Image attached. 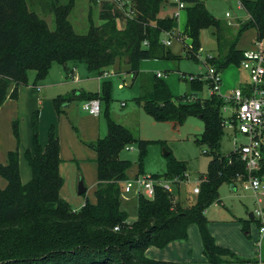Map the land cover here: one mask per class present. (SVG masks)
<instances>
[{"label": "trees", "instance_id": "obj_1", "mask_svg": "<svg viewBox=\"0 0 264 264\" xmlns=\"http://www.w3.org/2000/svg\"><path fill=\"white\" fill-rule=\"evenodd\" d=\"M42 1L44 12L55 17V30L37 12L30 11L27 0H0V108L8 97L17 100L18 87L26 84L27 70L34 69L40 78L45 77L54 61L66 68L70 62L85 64L89 71L101 77L116 67L127 68L133 80L140 76L147 79L137 103L156 121L182 125L189 116H198L205 122L200 141L209 145L212 159L207 173L201 177L200 194L193 205L185 208L173 194L156 187L154 200L139 195L138 218L132 222L122 208L124 184L132 163L122 160L120 152L127 144L136 142L142 168L149 142L135 139L128 129L107 116L106 136L91 146L97 154V203H87L76 211L61 197L65 179L61 174V146L54 126L48 144L42 146L39 116L35 114L33 145L26 152L31 180L22 184L18 151H10L7 163H0V176L7 181L6 188L0 190V264H182L150 259L146 251L188 240L192 225L199 228L208 264H223L229 259L251 262L217 245L205 215L209 206L218 201V190L224 183L236 185L237 175H246L236 150L227 157L219 154L224 122L221 108L225 102L212 94L210 100L193 96V101L186 103V96L175 98L156 74L144 75L139 70L144 60L176 58L163 44L164 35L178 28L177 19L160 16L164 0H133L134 15L127 17L125 29L108 18L99 26L92 24L84 35L76 33L69 21L74 0ZM182 1L187 5L183 35L191 42L184 43L183 48L187 58L198 61L201 31L214 26L219 32L221 24L202 0ZM240 2L249 15L240 32L254 28L258 39L264 40V0ZM242 59L243 51L233 42L224 56L208 61L222 73L230 66L240 67ZM67 74L71 76L68 68ZM192 83L194 88L201 87L197 79ZM12 84L17 88L9 96ZM103 92L104 99L109 101V83L103 84ZM93 99L102 100L99 94L75 90L66 98L54 99V106L61 114L74 101ZM14 127L19 137L16 123ZM167 161L166 173L153 178L184 180L186 163L170 153ZM261 174H264V158ZM248 230L245 222L243 231L247 234Z\"/></svg>", "mask_w": 264, "mask_h": 264}, {"label": "rangeland", "instance_id": "obj_2", "mask_svg": "<svg viewBox=\"0 0 264 264\" xmlns=\"http://www.w3.org/2000/svg\"><path fill=\"white\" fill-rule=\"evenodd\" d=\"M30 11L37 12L44 18L50 29L55 30L56 23L53 14L44 12L42 0H27ZM133 0H118V2H96L94 0H74V7L69 16L74 30L78 34H87L91 25L99 26L103 20L112 18L120 29L127 27V17L134 15ZM207 10L221 24L217 28L207 27L200 33L199 55L202 61L187 58L184 46L179 42H173L168 47L176 56L174 60L158 59L142 61L139 65L141 74L154 76L161 72L167 74V78L161 79L175 98L184 97V102L191 103L195 96L201 100L212 99L210 84L206 80L210 58H219L226 54L230 45L236 43L241 51L255 50L261 40L258 39L254 28L240 32V27L248 19L247 11L241 7L240 0H202ZM177 0H164L160 16L174 17L178 11ZM124 4V5H123ZM229 13L230 17L226 14ZM130 16V17H131ZM185 20L184 11L177 20L179 29ZM185 31V28H184ZM166 35V34H165ZM164 40V39H163ZM171 40V39H169ZM173 40V39H172ZM264 47V40L261 41ZM186 43L190 44L189 40ZM75 70L78 82L68 76L67 68ZM65 65L54 61L45 77H39L38 72L29 69L26 72V84L18 87L17 101L10 100L0 111V163L6 164L10 151H18L20 161V175L22 184H27L32 173L26 158V152L33 145V118L38 114L39 140L42 146H46L49 140V132L54 126L55 133L61 146V174L65 179V185L61 191V197L68 202L73 210H81L87 203L95 205L97 185V159L92 145L106 136L108 132L107 116L116 124L128 129L132 136L138 140L149 142L146 155L140 167V154L136 142L127 144L120 152V158L132 163L127 172V181L136 183L138 179H153L154 176H163L167 171V156L169 152L173 158L185 162L189 181H182L175 186L172 193L187 208L196 202L197 196L193 194L200 178L205 176L208 164L212 159L211 150L206 142L200 138L205 133V122L198 116H189L182 125L174 122L156 121L144 108L137 103L142 93V85L146 78L142 76L132 79V73L127 68L119 70L117 67L111 73L101 77L97 72H91L82 63H68ZM222 93L239 87L248 81L246 71L238 66H230L222 72ZM102 78V80H101ZM199 79L201 87H193V79ZM102 81V84H101ZM110 84V99H104L103 84ZM102 85V86H101ZM101 86V87H100ZM17 88L12 84L9 96ZM75 90L83 91L102 98L103 112L100 116H92L84 110L85 100L74 101L69 107L59 114L54 106V99L66 98ZM123 104H125L123 106ZM234 109L230 106L221 108V117L229 120ZM18 130L15 135V125ZM246 142L243 135L235 130L223 126V135L220 143L219 154L227 157L236 149V145ZM129 148V149H128ZM84 182L86 192L78 194V185ZM7 181L0 176V190L5 189ZM236 190L224 183L218 190V201H215L206 211L209 220V231L216 240L218 246L235 253L231 248L244 252L246 256H252L251 261L259 259L261 250L264 253V245L259 250L256 241L259 238V225L249 218V214L256 210L255 195L238 183ZM144 194V191H142ZM138 185L131 193L123 191L122 208L129 215L130 221L138 218ZM262 208H264V196H262ZM248 222L250 237L243 231V225ZM178 259L182 264H207L204 256L203 243L198 226L192 225L188 229V240L175 244ZM233 246V247H231ZM159 252L166 249H154ZM156 260V259H153ZM165 261V260H158ZM264 263V258H261ZM173 262V261H166ZM175 262V261H174Z\"/></svg>", "mask_w": 264, "mask_h": 264}, {"label": "built area", "instance_id": "obj_3", "mask_svg": "<svg viewBox=\"0 0 264 264\" xmlns=\"http://www.w3.org/2000/svg\"><path fill=\"white\" fill-rule=\"evenodd\" d=\"M96 2H118V0H94ZM241 4V3H240ZM124 5V4H123ZM177 13L174 18L179 20L181 13L186 9L187 5L182 0H177ZM242 7V4H241ZM131 15H128L130 17ZM230 17V14H226ZM171 40L164 39L163 44L167 47L172 45V39H176L183 43L189 40L188 37L182 34L176 37L172 33H167ZM262 41V40H261ZM258 44L259 47L255 50L243 51V59L240 69L247 72L249 79L242 83L239 87L229 90L227 93H222L223 77L214 66L209 65L206 75V80L211 86L212 94H216L223 99L225 106H230L234 109L233 115L229 120L224 119L223 126L235 130L246 139V142L241 145H236V151L240 156V160L244 163L246 175H237V183L242 184L245 189L250 190L256 197L257 208L253 212L254 219L259 225V238L256 241V246L260 250L264 243V208L261 204L264 196V174H261L263 158H264V47L262 42ZM199 61H202L199 52L197 54ZM158 78H163L162 73L156 74ZM74 81H78L75 75L72 76ZM193 80H196L194 78ZM199 80V79H197ZM125 104H123L124 106ZM84 110L92 116H100L103 108L100 99H93L86 101ZM129 149V148H128ZM184 180L180 178L175 179H138L136 183L126 181L124 184V191L127 193L133 192L136 185L140 195H144L150 200L155 199L156 187H162L165 191L172 193L175 186L180 185L182 181H189L187 173H185ZM203 179L200 178L199 184L193 189V194L198 197L200 194V186ZM144 191V194L142 193ZM119 228H116L118 231ZM248 264H262L261 255L259 259L251 261Z\"/></svg>", "mask_w": 264, "mask_h": 264}, {"label": "crops", "instance_id": "obj_4", "mask_svg": "<svg viewBox=\"0 0 264 264\" xmlns=\"http://www.w3.org/2000/svg\"><path fill=\"white\" fill-rule=\"evenodd\" d=\"M184 14H185V20H184V22L182 23L181 22V20H180V24L182 25V27H180L179 29H176L175 31H173L172 32V34L176 37L177 35H181L182 34V36H183V33H184V28H185V25H186V20H187V13H186V9L184 10ZM168 17H170V16H168ZM163 39H170V37L168 36V35H164V37H163ZM175 41H177V42H179L180 43V45H181V48L184 46V43H186V41H184L183 43H181L180 41H178V40H176V39H174ZM174 40H172V44H173V42H174ZM183 45V46H182ZM172 46V45H171ZM170 47V46H169ZM144 61H149V60H144ZM86 66V65H85ZM75 70H76V67H74V69L73 70H69V72L71 73V76L72 75H75L74 73H75ZM111 73V72H110ZM158 73H161V72H158ZM109 74V73H108ZM157 74V73H156ZM163 75H165V77H163V78H161V79H165V78H167V74H165V73H162ZM106 75V74H105ZM104 75V76H105ZM69 76V75H68ZM70 77V76H69ZM103 77V76H102ZM133 78V77H132ZM101 80H102V78H101ZM76 82H78V81H76ZM101 84H102V81H101ZM102 86V85H101ZM100 86V87H101ZM83 92V91H82ZM10 100H13V99H11V98H9L8 97V99H7V101L4 103V105L0 108V111H1V109H3V107L6 105V103H8ZM13 101H17V100H13ZM96 161V160H95ZM96 163V162H95ZM238 184V183H237ZM236 186V185H235ZM96 187H97V185H96ZM237 188V187H236ZM252 220H255V219H252ZM209 227V226H208ZM248 236V235H247ZM248 237H250V233H249V236ZM177 242H183V241H177ZM177 242H173V243H171V244H169L166 248H164V249H166V250H168V251H166V253L165 252H159V251H157V250H154V249H158V248H155V247H151V248H149L147 251H146V255H147V257L148 258H150V259H156V260H165V261H175V262H179L180 261V259H178V256H179V253L177 252V248H176V246H175V244L177 243ZM263 245H264V243H263ZM231 247H233V246H231ZM233 251H235L236 253H237V258H239V259H241V260H244V261H250L251 260V258H253L252 256H246V254H244V252H240V250H237L236 248H231ZM262 249V248H261ZM260 249V250H261ZM261 252V254H262V256H261V258H264V253H263V250H261L260 251ZM205 259H206V257H205ZM179 263H181V262H179ZM206 263H207V259H206ZM208 264V263H207ZM223 264H248L247 262H242V263H239V262H235L234 260H227L225 263H223ZM262 264H264L263 262H262Z\"/></svg>", "mask_w": 264, "mask_h": 264}, {"label": "water", "instance_id": "obj_5", "mask_svg": "<svg viewBox=\"0 0 264 264\" xmlns=\"http://www.w3.org/2000/svg\"><path fill=\"white\" fill-rule=\"evenodd\" d=\"M165 153V155L166 156H168L169 155V152H164ZM231 186V189L232 190H236V186L235 185H230ZM86 192V187H85V185H84V182L83 181H80V183H79V185H78V194L79 195H82V194H84ZM249 218L252 220V219H254V215H253V212H251L250 214H249ZM247 235H249V233H247Z\"/></svg>", "mask_w": 264, "mask_h": 264}]
</instances>
